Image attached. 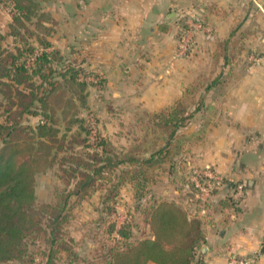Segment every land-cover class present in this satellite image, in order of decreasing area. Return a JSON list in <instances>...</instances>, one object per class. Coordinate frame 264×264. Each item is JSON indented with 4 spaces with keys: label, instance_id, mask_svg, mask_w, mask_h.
<instances>
[{
    "label": "rangeland",
    "instance_id": "1",
    "mask_svg": "<svg viewBox=\"0 0 264 264\" xmlns=\"http://www.w3.org/2000/svg\"><path fill=\"white\" fill-rule=\"evenodd\" d=\"M58 5V0H0V31L4 35L0 43L4 46L6 61L11 60L10 55L14 53L20 62L30 67L36 56L31 49H35V53H50L42 60L50 76L48 81H55L57 85L48 107L55 119L54 123H49L57 131L50 130L49 133L56 134L64 149L69 142V153L82 155L85 160L107 155L115 159L124 148L130 147H134L140 156L155 153L156 160L143 167L131 165V168L139 167L137 169L145 171L146 175L140 174V181L130 174L123 177L124 164L104 172L87 193L85 188L81 195L70 197L68 206L71 208L64 220L55 226L53 214L61 209L67 189H73L79 177H70V173L59 168L62 152L51 147L50 154L47 149L38 151L41 157L34 163L38 168L37 197L30 211L36 223L24 238L26 252L23 257L1 260L0 264H43L53 237L56 244L62 243L67 250L59 248L52 264H69L72 259L73 264H107L109 248L126 247L153 236L149 225L153 206L164 199L179 205L178 200L189 199L194 188L191 168L210 155L211 131L219 122L218 94L226 93V88L219 90L221 86L215 81L226 82V66L241 58L238 56L241 50L246 48L250 54H257L247 45L246 38L260 32L259 18L248 24L242 20L219 35L209 14L194 12L202 16L206 26L196 31L193 47L177 61L179 67H185L188 76L182 94L159 106L143 103L155 95L152 88L142 87L139 83L143 81V72L135 74L136 86L109 87L107 78L96 66L98 62L86 54L85 40L79 38L82 24L71 23L67 15L69 10ZM211 10L217 11L215 7ZM192 14L186 12L183 14L186 19L178 21L176 51ZM150 65L152 69L154 66L160 69L158 64ZM80 68L83 69L79 71ZM167 68L155 73L152 70L149 75L157 81L162 74H169ZM74 69H78L77 80L72 78ZM32 71L30 68L27 73L30 75ZM33 81L40 82L39 76L33 77ZM9 94H12L10 98ZM16 97L12 85L0 84V122H4L6 116L11 126L18 121L20 127L14 130L12 138L34 142L38 133L35 127L44 121L43 116L23 114L19 107L13 109L12 115L8 114L11 100L16 101ZM176 102L181 115L189 117L187 124L169 138V130L159 124L161 117H154V114ZM4 130L0 131V147ZM85 137L87 147L79 143ZM73 139L76 142H72ZM168 141L170 143L165 146ZM57 143L52 140L50 145ZM163 146L164 150L160 151ZM186 210L190 215H197L191 205ZM52 227H55L54 235ZM148 264L157 263L149 260Z\"/></svg>",
    "mask_w": 264,
    "mask_h": 264
},
{
    "label": "crops",
    "instance_id": "2",
    "mask_svg": "<svg viewBox=\"0 0 264 264\" xmlns=\"http://www.w3.org/2000/svg\"><path fill=\"white\" fill-rule=\"evenodd\" d=\"M68 9L71 23L82 24L79 38L85 40L86 54L96 60L109 87L134 86L135 74L142 73V87L152 88L153 105L170 103L182 94L187 80L185 67L177 64L178 21L186 12L209 14L219 35L226 29L256 18L260 32L249 34L247 45L261 59L252 62L249 51L228 63L227 80L219 81L217 127L211 131L210 155L196 165H210L231 181L245 185L237 204L217 202L210 206L209 219L203 225L206 240L201 244L194 264H230V251L254 258L264 264V0H58ZM211 7L217 9L212 12ZM227 12V13H226ZM258 15V16H256ZM254 54V53H253ZM150 64L160 65V69ZM168 67V68H167ZM96 68V67H95ZM168 75L149 73L163 70ZM136 86V85H135ZM226 96V97H225ZM156 106V107H157ZM230 191L220 189L219 199ZM189 209V201L178 200ZM191 209V208H190Z\"/></svg>",
    "mask_w": 264,
    "mask_h": 264
},
{
    "label": "trees",
    "instance_id": "3",
    "mask_svg": "<svg viewBox=\"0 0 264 264\" xmlns=\"http://www.w3.org/2000/svg\"><path fill=\"white\" fill-rule=\"evenodd\" d=\"M184 19L186 17L182 15L181 20ZM3 38L4 35L0 31V40ZM0 48V84L12 85L17 95L16 101L10 99L12 108L8 109V114L12 115L13 109L19 107L23 114L42 115L44 119L35 127L38 133L34 142L23 138H12L14 130L20 127L18 121H15V125L11 126L6 116L4 122H0V131L5 129L4 135L1 137L3 145L0 147L1 261L23 257L26 252L24 238L29 234L31 226L36 223V219L30 211L36 203L37 197L36 174L38 168L34 163L41 157L38 151L47 149V153H49L51 147L52 150L55 149L58 153L62 152L61 162H58L59 168L63 169L65 173H70V177H79L73 189L66 188L68 191L63 198L61 209L53 214L52 221L55 226L64 220L66 212L71 208L68 206L71 204L70 197L81 195V191L84 193L85 188V193H87L88 188L94 184L96 178L102 177L104 172L114 170V168L124 164L126 167L122 169L123 177L130 174L133 179L140 181V174L146 175L145 171L141 168L137 169L139 167L131 168V165L143 167L144 164H151L156 160V154L140 156L137 150H134V147H130L124 148L121 155H119L120 157L118 156L115 159L107 155L105 157L101 156L99 159L93 157L91 161L85 160L82 155L69 153L71 150L69 142L66 149H64V145L57 139L56 134L49 133L50 130L57 131L49 123H54L55 119L48 109L49 100L56 91L57 85L55 81H48L50 76L47 73V67L45 68V62L42 60V57H47L50 53L44 51L35 53V49H31L36 56L31 66L27 67L26 63L20 62L19 57L14 53L10 55L11 60L6 61L4 46L1 43ZM17 48L20 50L19 47ZM30 68L33 71L29 75L27 70ZM82 69L80 68L79 71ZM74 70L72 78L75 77L77 80L78 69ZM37 76L40 78V82L37 81L38 83L33 81V77L37 78ZM2 78L9 79L12 82H7ZM45 84H48V86ZM11 95L9 94V98ZM177 105V102L173 103L154 114V117H161L159 124L169 130V138H172L181 126L187 124L189 117L188 115H181ZM52 140L58 141V143L51 146ZM86 140L85 137L79 143L83 144V147H87ZM72 142L76 141L73 139ZM169 143V141L166 142L165 146ZM165 146L160 151L164 150ZM89 152L87 151V154L92 155ZM229 184L233 186L232 182H229ZM225 201L228 204H234L229 196L218 198V202ZM208 221L209 219L199 215H190L184 207L175 201L164 199L156 202L149 217V225L153 231V236L139 239L126 247L109 248L107 256H110V259L107 260V264H148L149 260L157 264H194L199 248L206 240L203 225ZM52 230L54 235L55 227H52ZM59 248L67 250L62 243L56 244V239L53 237L43 264H52L54 255ZM73 256H75L74 253ZM72 262H74L73 259L69 264H73Z\"/></svg>",
    "mask_w": 264,
    "mask_h": 264
},
{
    "label": "built area",
    "instance_id": "4",
    "mask_svg": "<svg viewBox=\"0 0 264 264\" xmlns=\"http://www.w3.org/2000/svg\"><path fill=\"white\" fill-rule=\"evenodd\" d=\"M188 27L182 33L181 42L177 54L184 56L193 47L194 36L196 31L205 28V20L200 14L194 13L187 20ZM251 59L254 62H259L261 57L253 55ZM191 182L194 188L191 189V196L188 201L193 206L194 214L199 216H206L207 210L210 206L218 202V192L220 189L227 188L230 193L229 196L234 204L240 201L245 192V185L241 181H231L225 178L215 168L193 166L191 168ZM233 183V186L229 184ZM230 264H254V258L249 255H242L234 251L227 254Z\"/></svg>",
    "mask_w": 264,
    "mask_h": 264
}]
</instances>
